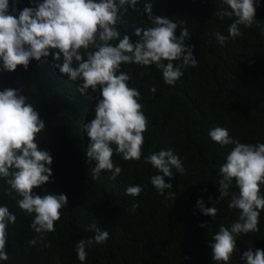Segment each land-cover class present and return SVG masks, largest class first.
<instances>
[{
	"label": "trees",
	"instance_id": "trees-1",
	"mask_svg": "<svg viewBox=\"0 0 264 264\" xmlns=\"http://www.w3.org/2000/svg\"><path fill=\"white\" fill-rule=\"evenodd\" d=\"M153 14L166 16L191 34L186 41L193 45L196 67L183 69L184 75L174 86L164 83L162 73L152 66L122 65L131 80L129 87L141 93L142 111L147 117V131L139 161L124 160L113 154V163L122 168L112 180L111 172L102 171L93 179L95 162L87 159L89 138L83 124L94 118L95 101L88 100L77 84L53 67L51 56L32 60L27 70L18 66L14 72H0V90L20 89L45 121V129L37 136L42 150L53 157L50 181L34 189L36 194L65 193L68 204L55 222V231L33 246L37 238L31 228L34 218L22 211L8 195L9 186L0 178V206L16 215L8 225L6 251L9 259L0 264H217L211 259L209 241L220 225L231 227L239 211L229 209L232 193H238L233 181L229 197L221 200L220 166L232 145L221 146L209 136L219 126L242 143H264V0H254L256 23L251 28L240 26L242 36L231 38L221 47L215 32L228 35L235 17L221 20L217 9L228 5L223 0H150ZM18 9L33 7L31 0H9ZM145 0L138 7L143 13ZM133 11L117 25L121 38L126 33L133 43L139 38L133 25L152 27L147 13ZM18 16V12H14ZM116 44L118 41H112ZM155 87L153 93L151 88ZM99 93H93L98 95ZM115 149V145H112ZM161 149H171L182 161L184 172L173 169V177L165 182L173 185L160 195L151 184L157 170L144 157ZM142 186L137 197L126 196L127 186ZM46 189V191H45ZM168 193L174 194L168 197ZM260 195L264 197V185ZM176 197V198H175ZM216 201L215 204L209 198ZM217 207L215 219L203 215L197 200ZM137 205L135 211L132 204ZM207 222L206 227H201ZM96 224L109 232L103 244L93 242L86 247V259L77 258L76 243L97 233L89 230ZM258 233L241 234L237 249L228 264H245L240 256L249 248L264 249V211L259 218Z\"/></svg>",
	"mask_w": 264,
	"mask_h": 264
},
{
	"label": "clouds",
	"instance_id": "clouds-1",
	"mask_svg": "<svg viewBox=\"0 0 264 264\" xmlns=\"http://www.w3.org/2000/svg\"><path fill=\"white\" fill-rule=\"evenodd\" d=\"M139 2L31 0L33 7L21 10L13 5L10 11L9 0H0V72H14L18 66L27 70L33 59L39 62L51 56L53 67L76 83L88 100L96 102L94 118L83 124L89 138L87 159L95 162L93 179L102 171L111 172L112 180L121 174L122 168L113 163L114 151L124 160L139 161L142 156L143 133L147 131L148 120L139 102L141 93L129 87L131 77L121 70L122 65H154L162 73L164 83L174 86L184 75L183 69L198 64L193 55L194 46L186 43L191 35L187 28L183 26L180 35H176L177 27L183 22L154 15L150 0H145L143 13H147V19L154 26L133 25L139 38L135 43L126 33L121 38L117 25L129 13V8L140 12ZM223 3L231 10L221 7L214 15L221 20L225 17H235V20L229 25L227 36L220 32L213 34L221 47L230 38L235 40L243 35L241 25L251 28L256 23L254 0H223ZM14 12H18V16ZM150 91L155 93L156 88ZM43 129L45 121L20 89L0 90V178L9 186V196L20 197L16 200L19 208L29 215L34 214L31 228L39 236L29 241L33 246L38 239L42 241L47 233L55 231V222L61 219V210L69 202L65 193L41 196L34 191L53 176L50 167L53 157L36 142ZM209 136L221 146H234L219 168V190L221 200L229 197V189L235 181L238 193L231 194L228 208L238 210L239 217L230 228L220 225L209 241L212 261L228 264L237 249L236 238L260 231L259 218L264 211V197L260 195L264 185V143H242L230 136L228 129L219 126L211 129ZM144 160L157 173H163L151 177V184L162 196L165 189L173 187L165 182V176L173 177V169L180 174L184 172L180 157L171 149L151 153ZM142 191V186L130 185L124 194L137 197ZM167 195L173 197L174 194ZM209 199L216 203L213 198ZM196 206L203 215L215 219L217 207L206 206L203 199H198ZM136 207L133 203L131 210L135 211ZM16 219L7 206H0V261L9 259L7 229ZM200 226L206 227L207 222ZM89 230L97 234L76 243L77 258L81 262L86 259V247L93 242L103 244L109 238V232L102 231L96 224L90 225ZM240 259L245 264H264V249L249 248Z\"/></svg>",
	"mask_w": 264,
	"mask_h": 264
}]
</instances>
